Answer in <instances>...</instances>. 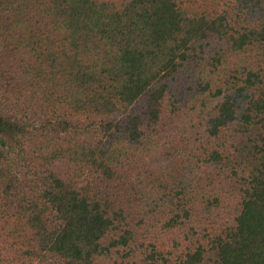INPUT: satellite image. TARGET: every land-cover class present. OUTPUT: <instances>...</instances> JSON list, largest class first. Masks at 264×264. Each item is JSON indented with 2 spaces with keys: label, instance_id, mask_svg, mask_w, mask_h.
<instances>
[{
  "label": "trees",
  "instance_id": "16d2710c",
  "mask_svg": "<svg viewBox=\"0 0 264 264\" xmlns=\"http://www.w3.org/2000/svg\"><path fill=\"white\" fill-rule=\"evenodd\" d=\"M0 264H264V0H0Z\"/></svg>",
  "mask_w": 264,
  "mask_h": 264
}]
</instances>
